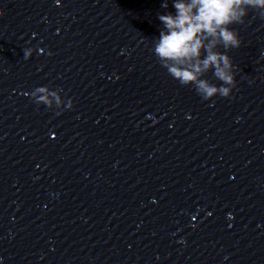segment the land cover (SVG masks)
<instances>
[{
  "label": "clouds",
  "instance_id": "9594fccd",
  "mask_svg": "<svg viewBox=\"0 0 264 264\" xmlns=\"http://www.w3.org/2000/svg\"><path fill=\"white\" fill-rule=\"evenodd\" d=\"M162 7H168L167 0ZM173 7L175 14L158 16L163 29L154 54L174 79L182 86L192 85L204 100L218 94L229 97L236 80L235 66L227 51L241 45L231 25L244 23L249 9L264 17V0H173ZM219 47L225 51L217 50ZM29 55L26 49L25 58ZM210 70L222 82L220 86L201 78ZM46 88L40 86L35 91L44 93Z\"/></svg>",
  "mask_w": 264,
  "mask_h": 264
}]
</instances>
